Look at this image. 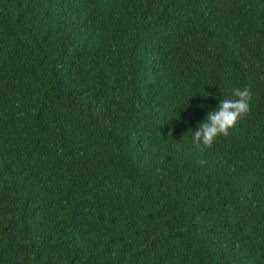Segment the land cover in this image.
I'll return each instance as SVG.
<instances>
[{"label":"trees","instance_id":"1","mask_svg":"<svg viewBox=\"0 0 264 264\" xmlns=\"http://www.w3.org/2000/svg\"><path fill=\"white\" fill-rule=\"evenodd\" d=\"M0 264H264V0H0Z\"/></svg>","mask_w":264,"mask_h":264},{"label":"clouds","instance_id":"2","mask_svg":"<svg viewBox=\"0 0 264 264\" xmlns=\"http://www.w3.org/2000/svg\"><path fill=\"white\" fill-rule=\"evenodd\" d=\"M251 92L248 88H233L230 96L219 98V105L210 109L195 130L189 128L196 145H211L218 137L227 136L238 121L250 111Z\"/></svg>","mask_w":264,"mask_h":264}]
</instances>
